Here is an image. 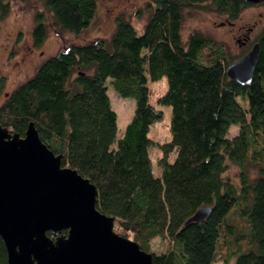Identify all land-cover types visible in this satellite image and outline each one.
<instances>
[{"label":"trees","instance_id":"obj_1","mask_svg":"<svg viewBox=\"0 0 264 264\" xmlns=\"http://www.w3.org/2000/svg\"><path fill=\"white\" fill-rule=\"evenodd\" d=\"M99 1L45 0V9L56 27L79 35L91 25ZM152 3L140 35L120 15L109 39L70 45L44 60L0 103V127L23 137L33 123L47 148L62 156V165L93 184L96 209L114 219L119 236L131 237L147 253L153 239L167 240V254L150 253L153 264H215L217 259L264 264V26L255 42L259 54L252 81L242 86L226 76L237 60L224 50L196 32L183 42V12L209 4L229 24L252 5L240 0ZM9 12L10 0H0V20ZM47 36L46 18L38 13L33 48ZM162 78L167 90L158 103L171 109V141L157 146L163 156L156 177L148 132L161 113L149 103L147 84ZM107 84L135 102L118 140ZM4 86L1 79L0 98ZM233 125L238 134L229 138ZM229 165L238 168V183L224 177ZM205 207L210 208L205 220L185 226ZM6 259L0 241V264Z\"/></svg>","mask_w":264,"mask_h":264},{"label":"water","instance_id":"obj_2","mask_svg":"<svg viewBox=\"0 0 264 264\" xmlns=\"http://www.w3.org/2000/svg\"><path fill=\"white\" fill-rule=\"evenodd\" d=\"M240 1L255 5L261 0ZM258 54L255 44L226 68V76L239 85L249 84ZM96 199L93 184L62 165V156L47 148L33 123L23 137L0 127L5 264H153L152 254L113 231L114 219L96 209ZM209 213V207L199 209L185 226L205 220Z\"/></svg>","mask_w":264,"mask_h":264},{"label":"rangeland","instance_id":"obj_3","mask_svg":"<svg viewBox=\"0 0 264 264\" xmlns=\"http://www.w3.org/2000/svg\"><path fill=\"white\" fill-rule=\"evenodd\" d=\"M152 0H101L95 18L88 29L79 35L62 31L53 24L50 15L45 9V0H10V12L3 20H0V80L5 86L0 103L19 85L33 76L38 66L47 58L56 55L70 45H84L97 39H109L114 30L116 17L122 15L128 19L136 32L142 33L143 25L148 17V6H152ZM209 8L204 10L203 8ZM184 10L181 38L183 42L193 33H199L207 38L216 47L224 50L226 56L233 61L244 56L256 43V39L264 26V4H255L245 8L239 18L229 25L226 19L213 12V8L207 4L204 7ZM42 13L46 18L48 36L44 44L35 49L32 45L31 32L34 28V18ZM241 40L243 44H238ZM109 81V80H108ZM110 106L116 113L117 135L116 140L123 136L125 127L131 121L135 102L132 98H121L108 86ZM149 103L156 112L161 113V118L154 122L148 132V138L154 143L149 149V158L153 174L159 177L162 173L158 161L163 154L158 145L171 141L170 120L171 109L158 103V99L167 90V80L149 81ZM246 107V103L239 99ZM239 127L231 126L228 137L238 134ZM116 144L113 145L115 147ZM176 158V152L168 155L167 161L172 163ZM250 176H254L255 170L249 169ZM239 170L229 165L224 174L234 183H238ZM113 231L119 234L116 224ZM132 240L131 237L127 238ZM171 245L167 240L155 238L150 243L149 253L160 255L167 254ZM215 264H221L217 259Z\"/></svg>","mask_w":264,"mask_h":264},{"label":"flooded vegetation","instance_id":"obj_4","mask_svg":"<svg viewBox=\"0 0 264 264\" xmlns=\"http://www.w3.org/2000/svg\"><path fill=\"white\" fill-rule=\"evenodd\" d=\"M229 25H232V23H229ZM238 44H243V42H241V40H237Z\"/></svg>","mask_w":264,"mask_h":264}]
</instances>
